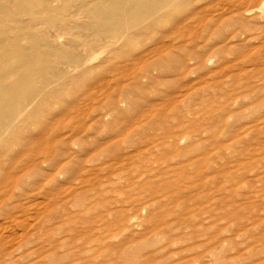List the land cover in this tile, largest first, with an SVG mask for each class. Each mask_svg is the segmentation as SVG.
Returning <instances> with one entry per match:
<instances>
[{"label": "rangeland", "instance_id": "rangeland-1", "mask_svg": "<svg viewBox=\"0 0 264 264\" xmlns=\"http://www.w3.org/2000/svg\"><path fill=\"white\" fill-rule=\"evenodd\" d=\"M32 27L75 57L93 38ZM137 32L71 78L30 60L53 83L0 147V264H264V0H182Z\"/></svg>", "mask_w": 264, "mask_h": 264}, {"label": "bare ground", "instance_id": "bare-ground-1", "mask_svg": "<svg viewBox=\"0 0 264 264\" xmlns=\"http://www.w3.org/2000/svg\"><path fill=\"white\" fill-rule=\"evenodd\" d=\"M180 1L182 0H0V147L8 146L10 131L15 127L14 124L22 121L28 106L40 103L39 91H46L51 88L49 86L53 80L55 82L61 79L60 76L69 77L74 70L94 68L93 54L100 49V43L110 50L114 44L128 42L132 36L127 35L130 28L142 35L146 29L159 25L169 9ZM78 14L84 15L87 20L81 22L76 17ZM45 20L58 31L59 27L67 30L86 26L93 32V38L85 40V52L75 57L68 49L63 50L62 47L45 42L43 35L35 34L32 26L40 25ZM26 39L36 41L43 48L36 51L25 49L23 41ZM80 39L82 38L76 36L75 42H80ZM36 55H44L57 64V78L47 79L40 89H33L28 81V77L36 70V64L30 62ZM60 63L63 65L60 66ZM72 64H75L74 69L70 68ZM75 82L76 79L73 78L71 83ZM26 91L30 92L29 99L24 97ZM49 93L50 91L47 95ZM17 154L18 151L14 152V159L18 157ZM13 163L11 159L9 164ZM7 167L4 168L6 172L9 169ZM1 179L3 183L5 177Z\"/></svg>", "mask_w": 264, "mask_h": 264}]
</instances>
